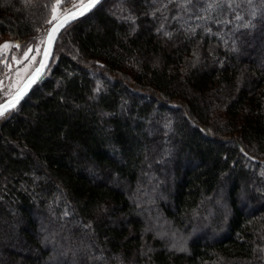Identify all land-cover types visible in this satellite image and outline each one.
<instances>
[{"label": "trees", "instance_id": "16d2710c", "mask_svg": "<svg viewBox=\"0 0 264 264\" xmlns=\"http://www.w3.org/2000/svg\"><path fill=\"white\" fill-rule=\"evenodd\" d=\"M48 1L0 0V39ZM0 254L264 264V0H104L66 25L0 116Z\"/></svg>", "mask_w": 264, "mask_h": 264}, {"label": "rangeland", "instance_id": "374dc122", "mask_svg": "<svg viewBox=\"0 0 264 264\" xmlns=\"http://www.w3.org/2000/svg\"><path fill=\"white\" fill-rule=\"evenodd\" d=\"M85 1L87 0H49L46 5L45 20L47 22L39 28L34 37L25 41L8 33L0 39V45L6 42L19 45V47L13 46L6 50L0 49V103L18 92L36 71L51 26L62 15L74 10ZM173 246L180 247V243L173 244ZM22 251L25 252L24 249ZM1 256L2 254H0Z\"/></svg>", "mask_w": 264, "mask_h": 264}, {"label": "water", "instance_id": "95a60500", "mask_svg": "<svg viewBox=\"0 0 264 264\" xmlns=\"http://www.w3.org/2000/svg\"><path fill=\"white\" fill-rule=\"evenodd\" d=\"M104 0H87L80 6L62 15L49 29L41 60L34 74L10 98L0 103V116L15 109L30 91L45 77L54 56L55 43L62 29L77 18L90 13ZM51 36V40L49 37Z\"/></svg>", "mask_w": 264, "mask_h": 264}, {"label": "snow or ice", "instance_id": "6c2138e0", "mask_svg": "<svg viewBox=\"0 0 264 264\" xmlns=\"http://www.w3.org/2000/svg\"><path fill=\"white\" fill-rule=\"evenodd\" d=\"M53 19H55V17H53ZM49 39L51 40V36L49 37ZM13 46H15V47H19L18 44H17V45H12V44L6 42L5 44L0 45V49H5V50H6V49H8V48H10V47H13Z\"/></svg>", "mask_w": 264, "mask_h": 264}]
</instances>
